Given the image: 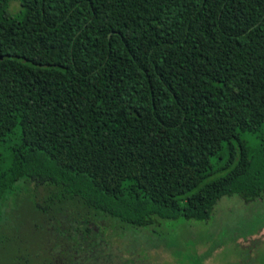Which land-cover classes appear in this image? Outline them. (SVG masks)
Instances as JSON below:
<instances>
[{
    "label": "trees",
    "instance_id": "obj_1",
    "mask_svg": "<svg viewBox=\"0 0 264 264\" xmlns=\"http://www.w3.org/2000/svg\"><path fill=\"white\" fill-rule=\"evenodd\" d=\"M12 1L8 264H135L121 252L137 256L159 219L205 220L221 196L264 192V0Z\"/></svg>",
    "mask_w": 264,
    "mask_h": 264
},
{
    "label": "rangeland",
    "instance_id": "obj_2",
    "mask_svg": "<svg viewBox=\"0 0 264 264\" xmlns=\"http://www.w3.org/2000/svg\"><path fill=\"white\" fill-rule=\"evenodd\" d=\"M17 8L14 0L8 12ZM261 136L264 143V133ZM10 206V200L0 201V218ZM158 222L159 228L147 227L151 236L140 239L137 256L124 250L121 255L133 258L135 264H264V192L248 202L236 194L221 196L205 220L178 217ZM144 234L148 235L141 231ZM10 244H6L9 250L0 251V264H8L16 252L15 243Z\"/></svg>",
    "mask_w": 264,
    "mask_h": 264
}]
</instances>
